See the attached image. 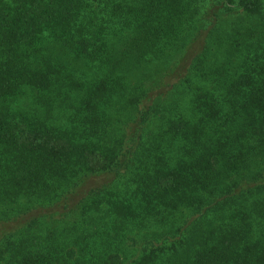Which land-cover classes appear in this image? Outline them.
I'll return each instance as SVG.
<instances>
[{"label":"trees","instance_id":"1","mask_svg":"<svg viewBox=\"0 0 264 264\" xmlns=\"http://www.w3.org/2000/svg\"><path fill=\"white\" fill-rule=\"evenodd\" d=\"M0 264H264V0H0Z\"/></svg>","mask_w":264,"mask_h":264}]
</instances>
